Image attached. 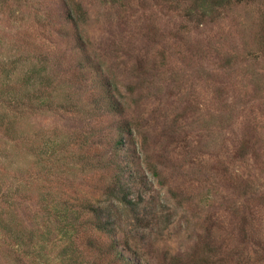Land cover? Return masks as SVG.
Masks as SVG:
<instances>
[{
	"label": "rangeland",
	"instance_id": "rangeland-1",
	"mask_svg": "<svg viewBox=\"0 0 264 264\" xmlns=\"http://www.w3.org/2000/svg\"><path fill=\"white\" fill-rule=\"evenodd\" d=\"M197 1L0 0V264H116L92 206L134 264H264V0Z\"/></svg>",
	"mask_w": 264,
	"mask_h": 264
},
{
	"label": "trees",
	"instance_id": "trees-1",
	"mask_svg": "<svg viewBox=\"0 0 264 264\" xmlns=\"http://www.w3.org/2000/svg\"><path fill=\"white\" fill-rule=\"evenodd\" d=\"M206 2H211L210 6L212 9H215L220 6H225L227 4H230L232 0H198L197 4L195 7L197 9H203L204 12H207L208 9L205 5ZM240 1V0H236ZM242 1V0H241ZM77 10L82 12L81 10V5L79 3H76ZM207 10V11H205ZM78 26L77 24H75ZM260 42L264 48V14H263V21H262V26H261V37H260ZM46 72V67L38 68L37 65H33V68L26 72L23 78V84L29 85L31 81L36 77V76H41V79L47 78L46 75H44ZM106 87V86H105ZM108 94L109 91L107 92ZM109 100H111L110 96L108 97ZM11 104V103H10ZM10 104L8 105L7 108H9ZM18 108H20V105H17ZM8 115L4 114L0 111V124L6 125V117ZM10 125L11 123L8 122ZM9 128V126H7ZM119 143L122 142V140L118 141ZM119 144H116L115 148H117ZM112 162L114 163H109L110 165H113L115 169L117 170L116 173V178L114 179L113 183L108 186V196L109 199L118 202L123 208H125L127 211H133L136 210L137 203L133 202L131 198L128 197V192L124 189V184L122 182V178L120 177L123 174V169L120 168V162L118 160V156L114 155ZM65 212L68 211V208L64 209ZM89 216L88 221L93 225V227L98 230L99 232L105 234L108 238L112 239L111 242V247L109 249L108 254H110L113 258V262L116 264H134L130 259H128L122 251H119L118 248V243L116 242V237H115V230L118 227L119 223L116 219V214L114 213L113 210L107 207H97L94 208L93 206L91 207L90 211H87ZM92 245H96V243H93Z\"/></svg>",
	"mask_w": 264,
	"mask_h": 264
}]
</instances>
